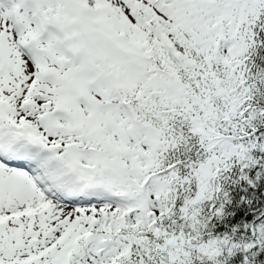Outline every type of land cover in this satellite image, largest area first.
Instances as JSON below:
<instances>
[{
	"label": "snow or ice",
	"instance_id": "1",
	"mask_svg": "<svg viewBox=\"0 0 264 264\" xmlns=\"http://www.w3.org/2000/svg\"><path fill=\"white\" fill-rule=\"evenodd\" d=\"M0 264H264V0H0Z\"/></svg>",
	"mask_w": 264,
	"mask_h": 264
}]
</instances>
